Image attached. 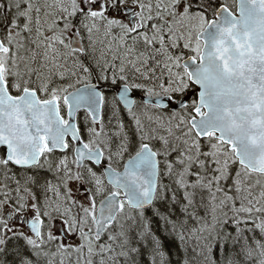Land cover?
<instances>
[{
  "label": "snow or ice",
  "instance_id": "snow-or-ice-1",
  "mask_svg": "<svg viewBox=\"0 0 264 264\" xmlns=\"http://www.w3.org/2000/svg\"><path fill=\"white\" fill-rule=\"evenodd\" d=\"M0 264H264V0H0Z\"/></svg>",
  "mask_w": 264,
  "mask_h": 264
}]
</instances>
